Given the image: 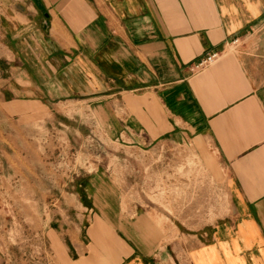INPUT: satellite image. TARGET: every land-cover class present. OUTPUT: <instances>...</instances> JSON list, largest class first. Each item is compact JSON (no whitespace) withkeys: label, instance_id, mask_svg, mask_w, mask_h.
<instances>
[{"label":"crops","instance_id":"1","mask_svg":"<svg viewBox=\"0 0 264 264\" xmlns=\"http://www.w3.org/2000/svg\"><path fill=\"white\" fill-rule=\"evenodd\" d=\"M14 3L5 8L3 58L15 60L1 92L5 120L79 101L129 147L192 142L225 174L230 212L199 236L158 227L152 213L104 214L90 226L91 243L63 232L67 259L264 264V0ZM211 52L219 53L213 63L193 69Z\"/></svg>","mask_w":264,"mask_h":264},{"label":"rangeland","instance_id":"2","mask_svg":"<svg viewBox=\"0 0 264 264\" xmlns=\"http://www.w3.org/2000/svg\"><path fill=\"white\" fill-rule=\"evenodd\" d=\"M14 2L0 0L2 264H77L66 257L64 233L80 232L91 243L90 226L102 225L99 215L152 213L158 227L166 224L190 239L230 212L215 154L194 150L192 142L129 147L109 137L79 101L41 105L5 120L1 92L15 62L3 58L11 46L4 34L5 8H16ZM89 176L92 187L84 180Z\"/></svg>","mask_w":264,"mask_h":264},{"label":"built area","instance_id":"3","mask_svg":"<svg viewBox=\"0 0 264 264\" xmlns=\"http://www.w3.org/2000/svg\"><path fill=\"white\" fill-rule=\"evenodd\" d=\"M238 39L232 41V44H237ZM219 56L218 52H211L203 56L198 62H196L193 66V69H201L205 66L210 65L213 63Z\"/></svg>","mask_w":264,"mask_h":264}]
</instances>
